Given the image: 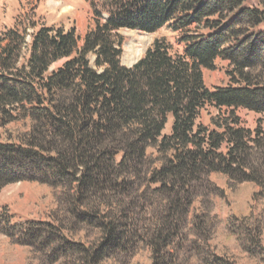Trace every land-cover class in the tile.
<instances>
[{
	"label": "trees",
	"instance_id": "16d2710c",
	"mask_svg": "<svg viewBox=\"0 0 264 264\" xmlns=\"http://www.w3.org/2000/svg\"><path fill=\"white\" fill-rule=\"evenodd\" d=\"M86 1L82 45L75 29L30 34L27 20L0 36V194L38 182L56 198L47 221L0 207V234L29 264H237L212 245L225 224L264 256V216L223 223L205 206L225 196L212 177L255 185L264 201V126L236 115L264 116V0ZM164 28L184 52L156 40L122 65L120 32ZM221 59L230 83L209 89L203 72ZM208 106L218 114L204 125Z\"/></svg>",
	"mask_w": 264,
	"mask_h": 264
},
{
	"label": "rangeland",
	"instance_id": "374dc122",
	"mask_svg": "<svg viewBox=\"0 0 264 264\" xmlns=\"http://www.w3.org/2000/svg\"><path fill=\"white\" fill-rule=\"evenodd\" d=\"M91 18V10L86 0H0V36L14 28L18 20H27L30 34L33 33L34 24L37 28L47 26L64 28L66 31L75 29L82 39V45ZM120 37L124 44L121 60L125 67L138 63L156 40L165 39L179 52L185 50V46L179 41L180 34L169 28L156 33L125 30L120 32ZM90 60L93 64V57ZM228 72L229 63L219 60L214 70H204L206 86L212 90L228 86ZM227 111L224 109L222 112ZM217 114L215 108L208 106L201 113L200 122L208 125L210 118ZM236 115L241 119L242 126L248 130L254 131L264 126L262 115L245 109H238ZM169 132L170 125L166 130V133ZM211 180L225 196L223 200L220 197H207L205 206L223 223L231 216L247 217L253 221H259L264 216V201L254 197L260 188L251 184L231 185L225 177H212ZM55 199L54 190L44 184L20 182L4 187L0 194V207H8L15 221H47L52 210L56 208ZM197 209L199 210V206ZM220 229L218 237L212 242V245L218 246L219 252L226 251L237 264H264V256L253 258L245 253L236 238L225 229V224ZM262 243L264 246V229ZM30 255L27 248L13 244L7 236L0 234V264H29Z\"/></svg>",
	"mask_w": 264,
	"mask_h": 264
},
{
	"label": "water",
	"instance_id": "95a60500",
	"mask_svg": "<svg viewBox=\"0 0 264 264\" xmlns=\"http://www.w3.org/2000/svg\"><path fill=\"white\" fill-rule=\"evenodd\" d=\"M134 65H135V64H134ZM134 65H133V66H134Z\"/></svg>",
	"mask_w": 264,
	"mask_h": 264
}]
</instances>
